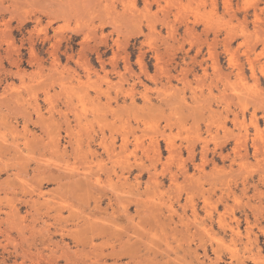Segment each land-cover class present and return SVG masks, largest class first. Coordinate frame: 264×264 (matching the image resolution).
Returning a JSON list of instances; mask_svg holds the SVG:
<instances>
[{
  "label": "rangeland",
  "instance_id": "374dc122",
  "mask_svg": "<svg viewBox=\"0 0 264 264\" xmlns=\"http://www.w3.org/2000/svg\"><path fill=\"white\" fill-rule=\"evenodd\" d=\"M0 264H264V0H0Z\"/></svg>",
  "mask_w": 264,
  "mask_h": 264
}]
</instances>
